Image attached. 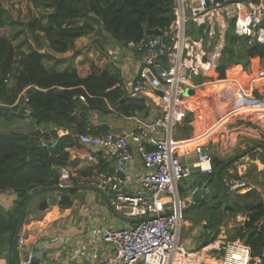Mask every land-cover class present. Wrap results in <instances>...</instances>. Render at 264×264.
I'll return each mask as SVG.
<instances>
[{
    "label": "built area",
    "instance_id": "obj_1",
    "mask_svg": "<svg viewBox=\"0 0 264 264\" xmlns=\"http://www.w3.org/2000/svg\"><path fill=\"white\" fill-rule=\"evenodd\" d=\"M171 14L169 25L155 28L156 34L144 35L125 44L129 52L142 58L137 72L131 76L130 92L132 97L144 98L151 106L148 116L126 117L128 126L99 136L77 135L53 126L45 130L39 128L56 134V137L51 135L48 142L41 140L46 150L50 151V145L57 138L69 136L74 140V145L65 149L70 161L80 157L91 166L87 176L62 169L56 187L66 191L74 186H88L96 189L100 196L96 199V192L89 191L93 194L91 202L84 199L82 206L73 200L72 208L92 207L67 216L69 221L65 223H58L59 232L73 225L80 226L83 231L80 238L73 241L62 234L47 236L38 242L41 251L48 245L59 244L63 251L70 249L68 256H75L73 251L86 245L85 241L91 244L99 240L106 252L100 253L96 264H250L252 261L250 249L243 240L240 237L231 240L233 228H243L249 213L229 218L233 221L230 234L222 226L214 237L200 246L184 247L180 242L184 213L194 202L182 200L177 187L189 176V170L183 168L180 159L192 153L191 148L198 158L191 163L192 167L199 168L202 175H213L211 156L216 151L207 146V152L203 153L204 145L215 130L232 117H254L264 137V86L260 87L261 98H253L254 84L264 83V67L257 70L247 86L232 78L218 81L214 77L226 48L229 28L232 27L238 39H244L247 48L264 46V0H172ZM200 26H203L201 33ZM218 83L235 85L238 104L197 136L177 137L185 119L197 111L186 90ZM121 86L117 81L113 89ZM32 89L45 92L29 86L15 103L23 99L25 125L30 123L26 94ZM78 100L87 105L85 95H79ZM236 110L241 112L233 115ZM98 157L106 163L104 171L92 168L100 164ZM135 161L140 162L141 172L133 170ZM233 168L238 170V178L223 180L226 192L234 195L248 192L250 188L242 165L236 161ZM5 193L8 196L11 192ZM102 205L107 208L108 215L103 214ZM116 214L141 221L123 223ZM26 242V236L19 233L16 247L24 249ZM233 253H237V257ZM77 254L84 257L87 253L79 250ZM258 258L259 263L264 264V248ZM33 261L34 257L28 254L19 264H33Z\"/></svg>",
    "mask_w": 264,
    "mask_h": 264
},
{
    "label": "trees",
    "instance_id": "obj_2",
    "mask_svg": "<svg viewBox=\"0 0 264 264\" xmlns=\"http://www.w3.org/2000/svg\"><path fill=\"white\" fill-rule=\"evenodd\" d=\"M31 1L43 12V17L42 20H32L27 29L35 41H38V34L41 33L48 48L57 54L65 53L77 39L90 33L97 34L101 39H104V33L122 44L136 40L143 34H156L154 29L168 26L172 17V0ZM2 30L8 32L6 36L0 35V193L11 192L16 196V201L12 210L0 206V242L2 234L10 233L6 242L10 252L14 232L28 197L38 190L56 187L60 171L76 165L65 151L74 145V140L69 136L57 138L48 151L40 142L42 139L48 142L50 136L56 137V134H49V129L44 132L39 128L45 130L53 126L77 135L88 133L99 136L108 131V126L93 125L91 112L106 116L111 107L117 115L124 117L136 114L148 116L149 108L143 98L127 96L120 88L113 89L118 80L111 64H108L107 70L100 72L91 65L63 71L46 69L40 54L34 51L25 53L14 45L26 33L25 26L14 21L0 6ZM226 42L218 68L219 79L224 77V71L232 63H241L244 58L250 61L264 59V46L257 45L249 48L246 54H240L237 46L239 39L234 36L232 27L226 34ZM247 65L248 62L244 60L245 69ZM29 86L45 92L32 89L26 94L30 123L19 130H10L11 126L24 123L23 99L15 103L19 94ZM79 95H85L86 106L78 100ZM97 169L105 170L102 166ZM82 175H90V171ZM225 175L226 169L219 175L221 183ZM230 176L235 178L232 174ZM216 195H219L218 190ZM246 212L249 213L248 222L243 228H233L231 240L240 237L250 249V264H260L258 255L264 248L263 202L247 204L237 199L226 208L219 203L199 219H207L206 229L211 230L227 219ZM9 264L17 263L11 259Z\"/></svg>",
    "mask_w": 264,
    "mask_h": 264
},
{
    "label": "crops",
    "instance_id": "obj_3",
    "mask_svg": "<svg viewBox=\"0 0 264 264\" xmlns=\"http://www.w3.org/2000/svg\"><path fill=\"white\" fill-rule=\"evenodd\" d=\"M15 3H18L16 7L14 5ZM21 5L32 10L31 14L28 13V11H25V14L28 13V18L26 20H23L25 16L23 14V8L21 7ZM0 6L7 12V14L11 18H13L14 21H17L25 26L26 33H24V35L22 36H25V42L27 43L28 49L23 52L27 53L28 51H34L37 54H40L42 56V63L46 69L54 68L57 70L59 68L62 71L76 69L80 67L79 65H91L100 72L107 70L109 66L108 64H111L110 66H112V72H115L117 80L122 84L120 90L125 91L127 96L132 97L130 92V79L132 75H135L138 68L140 67L142 58L138 54H132L131 52H129L125 47L126 43L122 44L116 42L110 36H106L103 32L102 35L104 39L98 37L97 34L90 33L77 39L73 43L72 47H70V49L65 53L57 54L52 52L48 48L47 41L41 33L38 34V41H35L27 29L28 24H30L32 20H42L43 17V12L31 0H0ZM10 6L12 7L10 8ZM13 9L16 10V15ZM33 9L36 10L35 13ZM50 12L51 11H49L48 13ZM79 24H82V22H79ZM144 35L149 34H143L141 37H143ZM97 41L99 43H97ZM110 46L111 49L108 50L107 48ZM237 46L240 54H246L248 52L249 48H247L246 46L245 53L240 52V39ZM111 53H114V55ZM221 59L219 65L221 63ZM244 60L248 62L246 69L243 67ZM219 67L220 66H218V68ZM262 67H264V59L250 61L248 58H244L241 60V63L230 64L224 71V77H222L221 79H219L217 68L214 77L215 80L218 81H225L232 78L243 86H247L251 79L255 77L257 70ZM261 86L263 87L264 83L261 82L254 84L255 90L253 92V98L255 100H259L261 98ZM81 88L83 89V87ZM187 90L192 92L191 97H187L190 101L193 102L194 106L197 107V111L194 114H190L189 117L185 119L184 123L179 127L178 132L176 133V136L179 137H185L184 135L188 128H190L191 130V137L197 136L205 128L212 126L220 118H223L230 110V108H232V106L238 104L234 95L235 85L232 83L211 84L207 86H201L196 89ZM146 106L148 108L151 107L147 103ZM109 111L110 113L106 116L100 115L96 112H91V123L95 126L106 125L108 126V131L117 130L130 124L127 121L126 117L117 115L111 107ZM240 112V110H236L234 111L233 115ZM197 122L199 123L198 125H196ZM209 138L210 139L204 145V149L208 148L207 146H212V148L215 149L216 153L220 156L243 153L249 148L264 144V137L262 135L261 129L256 124L254 117L252 116L232 117L224 125H221L219 128H217ZM259 149L261 148H257L256 152L261 154V150ZM191 152L193 153V148H191ZM249 157L250 155L238 160H234L228 166H226L223 170L226 169L227 175L224 176L223 180L225 178H232V176H230L231 174L234 175L235 178H238V170L236 171V169L233 168L234 163L236 161L240 163L241 161H248ZM71 162H75L76 165L73 164V166L68 169L76 172V174L80 176H83L82 174L87 171L89 172L91 169V166L80 157L77 159H72ZM98 162H100L101 164L92 168L97 169L99 166H102L106 169V163L101 161L99 157ZM255 163L258 165L259 171H262L264 169V163H260L259 161H257V159L255 160ZM242 168L244 170V178L247 180V184L250 190L240 195H234L226 192L223 200L220 202L222 208H226L227 205L231 204L237 199H240L242 203L247 204L256 203L257 201H261L264 203V180H258V175L256 174V170L254 168L251 172L247 170L248 168L246 165L242 166ZM133 170L135 172H141L143 170L139 161L134 162ZM216 188L218 187L214 182H212L209 186L210 194L215 195V198H218L219 195L217 196L216 192L218 190L220 194V190L219 188ZM180 192L181 191L178 190V195L180 194ZM227 194H230L228 199L226 198ZM185 196L186 198H189V201H192L191 197H188L187 194H185ZM92 197L93 194L91 192H87L85 194V199H89L88 203L91 202ZM95 197L96 199L97 197H100L97 192L95 194ZM15 201L16 196L13 193H10L8 196H6V193H0V206L5 210H12ZM209 202L210 201H206L196 204V206H189L185 213L192 210L199 216L198 212L200 211L202 206ZM50 206L51 207L45 211L44 216L40 220H35L33 218V212L26 214L22 228L20 230V233H23L26 236V247L24 249H19L16 247L18 262L15 261L12 252H9L7 247H5V249H0V264H9L11 259H13L18 264L26 259L28 254H31L32 257H34L33 264L97 263L100 257V253L106 252L105 246L99 240H96L91 244L85 241L86 245H81L78 249H75L73 251V253L76 254L75 256H68L70 249H68L67 251H63L61 250L59 244L48 245L44 250L41 251L38 242L39 240H41L42 238H46L47 236L62 234L64 236L70 237L73 241H75L77 238H80L83 235V231L80 226L78 227L76 225H73L69 229H64L63 232H59L60 226H58V223L60 221H62V223H65V221H69V218L67 216L72 214L75 215V213H78L81 209H90L92 207H88L86 205L84 206V208L77 209L72 207L61 208L57 206L55 201L51 202ZM101 209L104 215H108V210L104 205H102ZM210 210L208 211V213L210 212ZM230 219L222 222V224L216 227V229L211 230L206 229L207 219H202L200 223L196 225H194L190 219H184V226L182 228L184 237L183 239H181L180 235V242L184 245V247L188 249L196 248L202 243L206 242L208 239L214 237V235L217 234L219 228L224 226L226 222L231 221ZM107 221L108 220H106V222ZM110 221L111 223H115L117 225H123L120 223H116V221ZM197 235L199 236L198 239H191V236ZM79 250L85 251L87 254L84 257H80L79 254H77Z\"/></svg>",
    "mask_w": 264,
    "mask_h": 264
},
{
    "label": "water",
    "instance_id": "obj_4",
    "mask_svg": "<svg viewBox=\"0 0 264 264\" xmlns=\"http://www.w3.org/2000/svg\"><path fill=\"white\" fill-rule=\"evenodd\" d=\"M203 26H200L199 31L201 33ZM246 47H245V41L244 39L240 40V52L245 53ZM190 128H188L185 132L184 136L190 135ZM179 137V136H177ZM257 148H261V154L257 153ZM207 150L204 149L203 153H206ZM248 161H241V165L247 166V170L249 172L252 171L254 168L256 170V174L258 175V180H264V169L262 171L258 170V165L255 163V160L259 161L260 163H264V144L256 145L252 148H249L243 153L239 154H230L228 156H220L217 153H213L211 156V162L214 167L213 175H202L200 173L199 168L192 167L191 163L197 162L198 158L195 153H190L189 155L183 157L180 159V162L184 169L189 170V176L185 178L183 181H181L178 184L177 189L185 194H189L191 199L194 202L193 206H196V204L203 203L206 201H210L209 203L202 206L200 211L198 212L199 216H205L208 214V211L216 206L218 203H220L226 193V190L223 186V184L220 182L219 175L221 171L228 166L232 161L241 159L245 156H248ZM256 157V158H255ZM214 182L215 185L219 188L220 194L218 198H215V195L210 194L209 186L210 184ZM89 191L96 192L97 190L88 186H74L72 188L67 189L66 191H61L57 187L52 188H45L38 190L34 193H32L28 199L26 200L22 214L18 223V226L14 232V236L11 243V252L13 254V257L16 262H18L17 259V250H16V241L17 237L20 233V230L22 228L24 219L26 214L30 213V203L32 198L37 194L44 195L41 196V201L37 204V207L34 211L33 218L35 220H40L47 209H49L51 206V202L55 201L57 206L59 207H69L72 205L73 200H76L79 205L84 204L85 194ZM190 192H193V194H190ZM59 194V199H57L56 195ZM116 217L123 223L133 224L141 221V219H125L121 217L120 215L116 214ZM19 264V263H18Z\"/></svg>",
    "mask_w": 264,
    "mask_h": 264
},
{
    "label": "rangeland",
    "instance_id": "obj_5",
    "mask_svg": "<svg viewBox=\"0 0 264 264\" xmlns=\"http://www.w3.org/2000/svg\"><path fill=\"white\" fill-rule=\"evenodd\" d=\"M15 5V7H16V5H18V3H15L14 4ZM12 6H10V8H11ZM21 7L23 8V14H24V18H23V20H26L27 18H28V13H30L31 14V12H32V10L30 9V8H28V7H25V6H23V5H21ZM14 10V13H15V15H16V10L15 9H13ZM34 10V9H33ZM25 11H28V13H26L25 14ZM36 12V10H34V13ZM33 16H34V14H33ZM6 32H8V31H0V35H2V36H6L7 34H6ZM26 41V39H25V36H20L15 42H14V44H15V46L18 48V46H19V49L20 50H22V51H26L28 48H27V43L25 42ZM18 43H21V44H18ZM97 43H99L98 41H97ZM108 50L109 49H111V46L110 47H108L107 48ZM64 64V63H63ZM80 67H82V66H84V65H79ZM58 71H61V69H57ZM63 71V70H62ZM186 95L190 98L191 97V95H192V92L191 91H186ZM24 127H26L25 126V124L23 123V124H18V125H15V126H11L10 127V130H19V129H21V128H24ZM41 195H44V193L43 194H41ZM188 195V197H190L189 196V194H187ZM229 196H230V194H228ZM179 196H180V198L182 199V200H185L186 199V201L187 202H189V198H186V196H185V193H183V192H180V194H179ZM41 201V196H40V194H37V195H35L33 198H32V200H31V203H30V212L32 213H34V211H35V209H36V207H37V204L39 203ZM75 214H77V213H75ZM200 217L194 212V211H189V212H187V213H184V219H190L191 221H192V223L194 224V225H196V224H198V223H200V219H199ZM232 226H233V222H231V221H228V222H226L225 224H224V227H225V230H227L226 232H227V234H230L229 233V230H231V228H232ZM228 227V228H227ZM230 227V228H229ZM181 239H183V237H184V233H183V231L181 230ZM10 236H11V234L10 233H4V234H2V236H1V242H0V249H2V248H4L5 249V247H6V242H7V240L10 238ZM199 238V236L197 235V236H191V239H198Z\"/></svg>",
    "mask_w": 264,
    "mask_h": 264
},
{
    "label": "bare ground",
    "instance_id": "obj_6",
    "mask_svg": "<svg viewBox=\"0 0 264 264\" xmlns=\"http://www.w3.org/2000/svg\"><path fill=\"white\" fill-rule=\"evenodd\" d=\"M199 123L197 122L196 125H198ZM233 256L234 257H237V254L233 253Z\"/></svg>",
    "mask_w": 264,
    "mask_h": 264
},
{
    "label": "clouds",
    "instance_id": "obj_7",
    "mask_svg": "<svg viewBox=\"0 0 264 264\" xmlns=\"http://www.w3.org/2000/svg\"><path fill=\"white\" fill-rule=\"evenodd\" d=\"M58 195V194H57ZM70 207V206H69Z\"/></svg>",
    "mask_w": 264,
    "mask_h": 264
}]
</instances>
